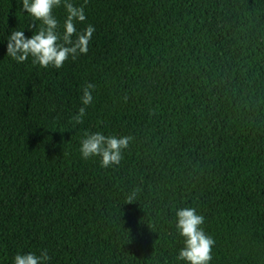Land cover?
Instances as JSON below:
<instances>
[{"label": "trees", "instance_id": "obj_1", "mask_svg": "<svg viewBox=\"0 0 264 264\" xmlns=\"http://www.w3.org/2000/svg\"><path fill=\"white\" fill-rule=\"evenodd\" d=\"M71 3L88 53L44 69L6 54L41 22L0 0V264L44 249L46 264H185L184 207L206 218L210 264H264V0ZM85 132L132 140L102 168L81 158Z\"/></svg>", "mask_w": 264, "mask_h": 264}, {"label": "clouds", "instance_id": "obj_2", "mask_svg": "<svg viewBox=\"0 0 264 264\" xmlns=\"http://www.w3.org/2000/svg\"><path fill=\"white\" fill-rule=\"evenodd\" d=\"M63 4L67 12L64 21V30L59 32V21L54 15V9ZM22 9L34 21H40L39 30L26 37L24 31H13L8 36L6 54L17 63L26 62L32 58L33 65L40 68L60 69L71 58L76 60L81 54H87L90 40L95 31L88 25L83 32H77L76 22H84L86 15L84 6L73 5L71 0H22ZM34 26V25H33ZM95 85L88 83L82 89V107L72 116L74 124H83L86 108L93 101L92 92ZM131 136H106L101 132H85L80 141L81 158L88 160L100 157V166L110 168L119 165L123 159L122 151L129 146ZM135 192L128 197V203L135 199ZM205 216L192 207L180 208L176 211V229L183 238V247L177 254V260L185 264H210L212 251L216 244L215 239L206 233L202 227ZM50 259L48 250H41L39 255L33 252L17 254L14 264H46Z\"/></svg>", "mask_w": 264, "mask_h": 264}]
</instances>
